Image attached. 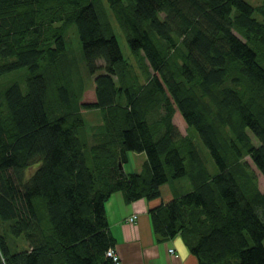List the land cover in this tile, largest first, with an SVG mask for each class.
<instances>
[{"label":"trees","instance_id":"obj_1","mask_svg":"<svg viewBox=\"0 0 264 264\" xmlns=\"http://www.w3.org/2000/svg\"><path fill=\"white\" fill-rule=\"evenodd\" d=\"M107 1L144 82L103 0H0V77L19 74L0 88V264H116L109 198L158 199L183 178L190 188L150 209L155 233H181L200 264H264V196L245 159L264 175V0ZM73 25L92 101L68 61ZM89 108L103 118L94 143ZM129 152L139 171L120 165ZM20 236L28 248L13 249Z\"/></svg>","mask_w":264,"mask_h":264},{"label":"crops","instance_id":"obj_2","mask_svg":"<svg viewBox=\"0 0 264 264\" xmlns=\"http://www.w3.org/2000/svg\"><path fill=\"white\" fill-rule=\"evenodd\" d=\"M164 186L158 199L140 198L128 202L123 193L117 191L107 201L109 230L116 241L114 248L120 256L119 264H200L181 233L167 239L155 233L150 209L169 201L175 194L171 186L164 198ZM133 215L137 218L131 221L129 218Z\"/></svg>","mask_w":264,"mask_h":264},{"label":"rangeland","instance_id":"obj_3","mask_svg":"<svg viewBox=\"0 0 264 264\" xmlns=\"http://www.w3.org/2000/svg\"><path fill=\"white\" fill-rule=\"evenodd\" d=\"M247 1H249L253 5H257L262 2V0H247ZM103 5L108 17L110 18L112 26L115 30V33L121 45V49L126 61L135 66L137 72L140 74V79L142 80V82H144L145 77L143 76V73L138 65V60L136 59L133 51L130 48L128 34L121 28L120 24L118 23L112 10L109 7L107 0H103ZM256 16L259 19H262V16L260 14H256ZM67 42H68V61L71 64L72 69L76 73V76L77 77L80 76V79L82 80V87H81L82 92L80 95V99L82 101H92L95 99V75L90 74L89 71L87 70L85 60L82 56L81 44L79 41L76 25H73L68 29ZM25 72H26L25 69L21 71V73L23 74ZM15 77L19 78V74H8L4 77L1 76L0 88L8 84ZM81 112L85 118L86 131L89 134V140L91 143H94L101 137V133L103 130L102 127L103 118L101 115V111L98 108H89V109H82ZM176 122L179 127V130L183 135L189 136L190 138H192V140H195L197 148L201 151V154L205 162L210 167V169L213 171L217 169L216 164L209 150L205 147L201 139L197 136V133L194 130L188 129L178 118H176ZM253 141L255 143H259L256 137L253 138ZM143 159L144 156L142 154L129 152V162L123 164V169L127 172L133 171L135 168L140 169L139 166H141ZM245 159L249 162L251 168L254 171L255 180L253 184L256 186L255 189L258 192H261L264 196V175L259 171V169H257L254 162L251 160L250 156H246ZM189 182L190 181L188 178H183L181 181L180 179L174 180L172 184L166 183L164 186V190H165L163 194L164 198L167 197L166 196L167 192H170L171 186L173 187L183 186L185 189H188L187 188L188 185H191V183ZM10 239H12V237ZM24 248H28V244L25 238L23 236H20L16 239L13 249H24Z\"/></svg>","mask_w":264,"mask_h":264},{"label":"built area","instance_id":"obj_4","mask_svg":"<svg viewBox=\"0 0 264 264\" xmlns=\"http://www.w3.org/2000/svg\"><path fill=\"white\" fill-rule=\"evenodd\" d=\"M136 218H137V215H133V216H131L129 219H130L131 221H133V220H135ZM170 251H171V252H174V253L176 254V252L174 251V248H171ZM107 254H108L110 257L113 258V260H114V262H115L116 264H119V263H120V256H119V254L117 253V251L115 250V248H110V249L108 250Z\"/></svg>","mask_w":264,"mask_h":264},{"label":"water","instance_id":"obj_5","mask_svg":"<svg viewBox=\"0 0 264 264\" xmlns=\"http://www.w3.org/2000/svg\"><path fill=\"white\" fill-rule=\"evenodd\" d=\"M120 165L123 166V163L121 162Z\"/></svg>","mask_w":264,"mask_h":264}]
</instances>
